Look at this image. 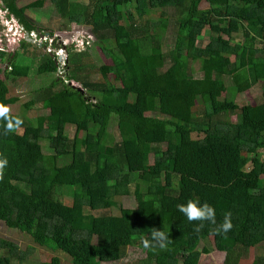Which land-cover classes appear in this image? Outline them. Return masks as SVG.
I'll use <instances>...</instances> for the list:
<instances>
[{
	"label": "trees",
	"instance_id": "trees-1",
	"mask_svg": "<svg viewBox=\"0 0 264 264\" xmlns=\"http://www.w3.org/2000/svg\"><path fill=\"white\" fill-rule=\"evenodd\" d=\"M49 1L63 25L89 28L91 44L111 64L98 67L101 80L95 81L85 67L87 55L65 48L63 78L39 88L23 106L28 111L39 103L48 115L34 121L9 110L7 119L0 118V152L8 158L0 180V222L37 247L62 252L69 264L117 263L136 242L152 264H199L201 254L210 253L224 254L222 264H243L251 249L264 247V0H205V9L201 0H86L81 9L69 0ZM44 2L19 7L17 0H0V6L32 33L39 28L28 13ZM128 4L137 18L121 11ZM159 10V17H145ZM169 19L175 35L166 50L161 33ZM46 31L52 36L53 24ZM236 36L240 42L230 41ZM30 45L22 39L19 47ZM218 56L232 60L215 62ZM17 58L0 50L5 80L28 76L30 66ZM195 62L200 77L194 76ZM57 70V56L45 52L37 75ZM5 80L0 79V103L9 108L17 98L7 95ZM258 84L260 101L239 107L236 96ZM112 116L118 141L108 145ZM9 119L22 124L4 134ZM63 186L73 187L71 206L54 198ZM129 194L144 218L140 224L107 212L115 197ZM193 198L214 207L215 224L205 221L196 231L201 222H189L178 211V204ZM227 212L233 227L218 234ZM159 222L171 239L163 249L151 242ZM203 242L206 247L197 251ZM161 250L176 254L159 255ZM26 257L0 239V264H24ZM249 264H264V256Z\"/></svg>",
	"mask_w": 264,
	"mask_h": 264
},
{
	"label": "rangeland",
	"instance_id": "rangeland-1",
	"mask_svg": "<svg viewBox=\"0 0 264 264\" xmlns=\"http://www.w3.org/2000/svg\"><path fill=\"white\" fill-rule=\"evenodd\" d=\"M34 0H17V5L19 7L25 6ZM78 9L85 6L86 0H69ZM1 5V3H0ZM207 3L205 0H201L200 8H207ZM122 12L129 11L133 17L137 18L138 13L134 11V5L128 4L121 8ZM28 17L32 20L34 25L39 28L38 32H32L29 38L32 42H28L31 45L22 48L19 47L20 41L25 39V32L22 30V26L13 18L8 17L6 19V14L4 9L0 6V50L6 52H16L18 54L17 63L21 65L30 66L28 76L26 78H16L14 82L5 80L3 74H0V79L4 81V90L9 97L17 98V102L9 107V110L13 113H18L25 118H30V120H36L38 117L48 115V110L41 107V104L35 103L30 107V110L26 111L24 105L29 103L30 100L35 96L36 91L39 88L47 86L51 80L56 77L63 78V66L65 65L66 52L65 48L71 47L72 53H83L88 57L87 62H85V67H90L88 74L91 79L98 81L101 80L99 73L97 72L98 67L101 64H111L110 59L106 58L98 48H95L91 42L92 37L89 34V28L83 25H63L64 21L57 15L55 7L49 0H45L43 8L28 13ZM160 16V10L157 12L147 13L145 17L147 18H157ZM126 19V18H125ZM127 21V20H126ZM57 23H61L62 28L54 26ZM51 24H53V34L50 36L46 30H50ZM174 23L172 19L168 20V25L165 32L161 33L163 47L167 50L170 49L173 44L174 39ZM222 42H228V39L220 35ZM232 42H240L237 36L231 39ZM206 43V41L204 42ZM46 53L52 54L60 57L62 62L59 64V71L51 74L37 75L36 68L39 62L42 60ZM43 55V56H42ZM59 56V57H58ZM226 59H231V56H218L215 62L224 61ZM6 59L0 62V67L2 69L6 66ZM62 65V66H61ZM200 64L193 63L194 76L200 77L199 72ZM230 73L225 76V82L230 85L231 81L229 79ZM112 86H117L118 82L115 81L112 75L108 76ZM76 85L75 83H71ZM77 86V85H76ZM261 84H258L251 88L250 90L238 94L236 96V103L239 107L243 105H255L261 99ZM154 115V114H152ZM234 120V117H231ZM18 136L21 133L19 129L17 131ZM72 135V129L69 131V136ZM80 136V133L79 135ZM193 138H196L193 135ZM118 141V134L116 130V117L112 116L110 123L106 130V136L104 142L108 145H112ZM43 152L48 154L47 142H41ZM152 156H149V161L152 162ZM88 167H84L83 171H86ZM132 190V186L130 187ZM54 198L56 201L60 202L64 206H71L73 201V187L63 186L58 192L55 193ZM115 206L108 210L110 214L121 215L129 224H140L144 221V218L138 213L135 208V200L132 194L115 197ZM86 213V212H85ZM89 214V213H87ZM102 211L94 213V215H101ZM161 224V222H159ZM154 228L158 230H163V225L154 224ZM165 232V231H164ZM0 239L11 242L18 246L19 250L22 252H27L26 262L24 264H40L44 262H49L52 258H58L61 260L62 264H69V258L62 252H53L51 250L40 248L35 246L30 238L23 233L16 230H11L5 227L3 223L0 222ZM206 247V243H201L197 251L201 252L202 249ZM159 255H166L169 257H174L176 252L173 250H161L158 251ZM264 256V247H256L251 249L248 259L243 261V264H249L253 257L257 255ZM224 260V254L222 253H210L209 255L200 256L199 264H222ZM13 264H16L13 262ZM113 264H152L146 260L144 253L140 250L138 243L136 242L133 246L126 249L124 257L117 263Z\"/></svg>",
	"mask_w": 264,
	"mask_h": 264
},
{
	"label": "clouds",
	"instance_id": "clouds-1",
	"mask_svg": "<svg viewBox=\"0 0 264 264\" xmlns=\"http://www.w3.org/2000/svg\"><path fill=\"white\" fill-rule=\"evenodd\" d=\"M5 14L7 17L6 19H8V14L6 11ZM10 18L12 19V17ZM27 34L30 35V33ZM8 113H9V108L4 104L0 103V118L7 119ZM21 124L22 121L19 119H16L14 123L12 120L9 119L6 127L4 128V134H8L14 131L15 128H18ZM7 165H8L7 156L3 152H0V180L3 179L4 170ZM177 209L179 212L183 213L187 217L189 222L192 221L201 222L200 224L196 225L195 228L196 231H199L204 226L205 221L211 224L216 223L214 207L209 205L207 202L201 203L199 198L189 199L186 204H178ZM232 227L233 224L231 221V212H227L224 215L223 223L219 225L216 231L218 234L224 235L227 234V232L230 231ZM150 235H151L152 246L158 245L161 249H163L167 246V244L171 243L169 234H166L163 230H158L156 228H153L151 230ZM149 246H150V242L145 241V247H149Z\"/></svg>",
	"mask_w": 264,
	"mask_h": 264
},
{
	"label": "water",
	"instance_id": "water-1",
	"mask_svg": "<svg viewBox=\"0 0 264 264\" xmlns=\"http://www.w3.org/2000/svg\"><path fill=\"white\" fill-rule=\"evenodd\" d=\"M26 34V36H25V40H26V42H32V40L29 38V35L27 34V33H25ZM60 59V58H59ZM70 86H74V85H72V84H70V83H68ZM80 93H82V91L80 90V89H77Z\"/></svg>",
	"mask_w": 264,
	"mask_h": 264
},
{
	"label": "built area",
	"instance_id": "built-area-1",
	"mask_svg": "<svg viewBox=\"0 0 264 264\" xmlns=\"http://www.w3.org/2000/svg\"><path fill=\"white\" fill-rule=\"evenodd\" d=\"M32 34H33V33H32ZM58 57H59V56H58ZM59 58H60V57H59ZM59 58H58V68H59V64L62 62V60H60ZM65 61H66V59H65ZM59 62H60V63H59ZM61 66H62V65H61ZM58 71H59V69H58Z\"/></svg>",
	"mask_w": 264,
	"mask_h": 264
},
{
	"label": "crops",
	"instance_id": "crops-1",
	"mask_svg": "<svg viewBox=\"0 0 264 264\" xmlns=\"http://www.w3.org/2000/svg\"><path fill=\"white\" fill-rule=\"evenodd\" d=\"M13 19V18H12ZM261 93H262V91H261Z\"/></svg>",
	"mask_w": 264,
	"mask_h": 264
}]
</instances>
